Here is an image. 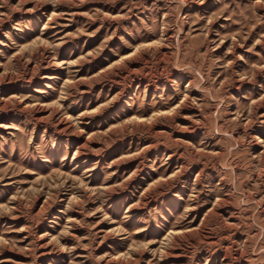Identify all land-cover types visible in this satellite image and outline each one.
<instances>
[{
	"label": "rangeland",
	"instance_id": "374dc122",
	"mask_svg": "<svg viewBox=\"0 0 264 264\" xmlns=\"http://www.w3.org/2000/svg\"><path fill=\"white\" fill-rule=\"evenodd\" d=\"M0 264H264V0H0Z\"/></svg>",
	"mask_w": 264,
	"mask_h": 264
},
{
	"label": "bare ground",
	"instance_id": "6f19581e",
	"mask_svg": "<svg viewBox=\"0 0 264 264\" xmlns=\"http://www.w3.org/2000/svg\"><path fill=\"white\" fill-rule=\"evenodd\" d=\"M61 127H67V124L65 122L60 123Z\"/></svg>",
	"mask_w": 264,
	"mask_h": 264
}]
</instances>
